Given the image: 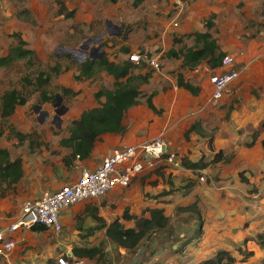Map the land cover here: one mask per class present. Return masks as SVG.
<instances>
[{"label":"rangeland","instance_id":"1","mask_svg":"<svg viewBox=\"0 0 264 264\" xmlns=\"http://www.w3.org/2000/svg\"><path fill=\"white\" fill-rule=\"evenodd\" d=\"M192 1L194 4L196 0H190V8L183 15L192 14V17L199 22L209 18V14L215 10L216 19L212 35L219 47L227 48L226 54L235 56L238 62L242 56H245L247 50L251 52L254 59L258 45L264 44V0H210L213 3L211 11L194 8L195 6L191 5ZM61 5H65L68 11H75L74 17L64 18L60 15ZM150 5H156L153 19L144 17V11ZM170 5L171 0L1 1L0 57L5 56L9 49L16 45L17 40L13 35L19 34L26 41L27 47L36 52L39 64L28 69L21 61L8 68H0V96L3 92L12 89L18 91L23 89L31 93L27 104L18 107L12 117L7 120L0 119V148L6 149L12 160L17 158L22 160L25 175L20 184L15 187L8 188L0 184V227L16 216L23 200L34 199L43 192L57 189L56 184L63 179L62 175L65 174L66 169L62 158L66 151L60 147V139L66 137L69 125L79 117L80 113L98 106L94 100V93L101 88L111 87L112 80L100 71L90 80L75 79L78 67L89 58L91 48L98 45H102V51L108 59L116 63L130 61L129 56L136 52L149 57L159 56V73L153 71L154 77L142 88L139 105L130 111H148L145 98L154 93L155 97L159 96L160 102L156 100L155 103L161 110L162 116H152L151 119L144 120V114L139 112L136 118L143 122H137V128L142 135L152 138L163 132L166 140L168 137L172 145L169 149L176 153L177 157H185L190 162L198 161L203 157L211 168L209 172L205 171L202 174L193 173L194 180H187L184 174L170 168L154 171L147 184L140 181L133 182L128 189L113 197L114 201L105 203L102 213L106 219L103 218L105 222H111L120 217L125 208H129L131 213L141 214L148 208L147 204L154 205L153 202L158 200L156 198L158 195L167 193L165 187H168L170 192H178L170 198L173 201L172 205H175L178 202V196L185 197L183 189L188 185L204 183L207 187L214 181L213 171L220 169L221 166L210 163L212 154L208 148L209 139L214 140L217 132L225 128L228 130L231 126L238 124L239 121L237 123L231 120L233 117L239 120L240 115L246 111H264V55L258 54L255 57L256 61L251 63L246 74L240 76L237 84L231 86L220 101H212L208 81L212 71L204 63L197 67L198 72H188L180 68L177 59L166 56L170 49L183 50L193 42L192 39L185 38L181 43L173 45L172 39L182 36L178 35V27L173 29V25L170 26V21L176 16L174 8V12L170 10L168 13L164 12ZM107 21L112 26L122 27L121 32L112 27L108 30ZM108 31L110 36L107 35ZM102 33L104 34L101 35ZM100 35L98 43L95 44L94 40ZM158 37L164 38L158 39ZM89 40L86 50L83 49L78 53L66 51L78 50ZM152 45L154 48H150ZM123 49L128 52H123ZM146 49L149 50L146 51ZM248 60L244 58L243 65L244 63L247 65ZM54 67L58 69L57 74L52 73ZM181 70L188 81L201 89L197 97L172 89L176 74L181 73ZM38 71L50 75L47 87L35 89L33 84L26 86L23 79L30 75V80L34 82ZM148 71L152 70L148 69ZM139 73L134 71L133 74ZM24 86H26L25 89ZM63 88H68L77 94L71 97L64 96ZM42 90L49 95L62 97V105L68 108V113L62 117L58 127H56L57 120L53 119L55 102H40L39 93ZM35 106H40L42 111L48 113V119L43 124L37 121L38 116L33 111ZM169 113L171 123L165 126L166 123L163 122ZM125 122L128 125L131 124L128 114L125 115ZM191 126H197V129L189 137L184 138L183 134ZM248 128H244L245 133L242 134L248 133ZM129 129L131 130L132 126ZM240 129L234 131L236 136L242 135ZM14 133L29 136L20 141ZM219 133L223 134L222 139L229 137L226 132ZM226 139L223 140L226 141ZM246 145L244 143L245 147ZM201 177L204 178L203 182L200 181ZM189 181L193 182L189 183ZM177 207L166 211V214H169L168 229L172 231L169 235L171 238L166 240L164 239L166 234H157L152 237L151 246L146 245L149 238L141 242L134 250L127 252L115 245L111 246V242L102 230H93L90 236L82 238L88 235L89 230L94 229L96 224L89 215L84 214L82 204L75 205L74 210L65 213L70 218L66 219L60 235H39L31 231L18 234L17 236L23 240L18 244L15 264H49V262L55 264L56 257L69 248L73 251L74 248L92 247L100 248L102 256L91 260L93 262L85 260L86 264H158L162 257L157 261H150L153 257L151 254L153 244L156 245L158 241H161L158 238L164 239V243L167 242V246L161 249L166 250V255H172L170 245L178 242V233H182L185 228H190L191 223L180 222L178 225ZM75 215L77 217L74 221ZM132 225L124 224L126 228ZM156 247L158 248V245ZM160 254L157 253V256ZM262 257L264 258V253ZM259 259L261 257L253 260V263L259 264Z\"/></svg>","mask_w":264,"mask_h":264},{"label":"crops","instance_id":"2","mask_svg":"<svg viewBox=\"0 0 264 264\" xmlns=\"http://www.w3.org/2000/svg\"><path fill=\"white\" fill-rule=\"evenodd\" d=\"M184 1H185L184 12L187 13V9L190 8V0H184ZM191 5L192 6L194 5L195 6L194 8L198 7L199 10H202V11H204V10L205 11H211L213 3L210 0H196L194 2V4L192 1ZM155 7H156V5H150L144 11L145 12L144 17L147 16L149 19H153L154 18V12H156ZM169 10L174 12L172 4L170 5V7L166 8L164 10V12L166 11V13H168ZM209 15H210L209 18L202 19L199 22H197L192 17V14H189L188 16L183 15L182 17L180 16L178 19H176V17H173V19L170 21V26H172L174 22H176V21L178 22L180 20V22H178L177 27H178V35L182 36V37H178V39H180L181 42L185 38H190L193 40V38L190 37L191 34H193L195 32H200V33L206 32V27L204 25V22L207 21L208 19H211V23H213V26L215 27V19H216L215 10L212 11V13H210ZM212 16H213V18H212ZM202 21H203V24H202ZM107 22H106V25H107ZM181 22H182V24H181ZM196 23H197V25H196ZM177 27L172 26L173 29H175ZM214 27L212 28V30H210L211 35H212V31H213ZM119 28H121V30H122V27H119ZM199 28H201V30H198ZM169 30H170V27H169L168 31ZM107 35H108V33H107ZM212 37H213V35H212ZM160 38L162 39L164 37H158V39H160ZM193 45H194V40H193L191 45H188V47H192ZM217 45H218V43H217ZM218 47H219V45H218ZM150 48H154V46L152 45V46H150ZM257 48H258V50H255V53H254V59L252 58L251 52L249 53L248 50L245 52V56L244 57L242 56L241 59H239L240 62L237 61L235 56L231 55L235 59V62H234L235 68L238 67L239 69L242 70V73L240 76H243L246 74V71L250 67L251 63L253 61H256L255 57L258 56V54L264 55V44L258 45ZM226 49L227 48H222V47L220 48L219 47L220 52L224 53L225 55H230V54H226V53H228ZM147 50H149V49H146V51ZM178 51H182V50L178 49ZM231 52H232V50H231ZM133 54H137V52L133 53ZM140 56L142 57V60L139 64H142V63L145 64V68L143 70L137 69L135 71L140 72L139 74H141V75H144L145 73L149 72V73H151V78H153L155 75L154 72H157V73H159V72L153 70L147 63V60L152 58V57H150V58L145 57L146 55H140ZM156 57L159 58V56H156ZM244 58L249 59L248 60L249 63L247 62L248 63L247 65H246V63H244V65H243ZM94 60H96V59H94ZM177 60L179 62L180 68H182L181 67L182 60L181 59H177ZM111 62H114V61H111ZM203 63L208 67L206 62H203ZM238 63L240 65H238ZM148 69H150L152 71H148ZM196 69H194L192 71L198 72ZM208 69H210V68L208 67ZM182 70L190 72L186 68H182ZM182 70H181L182 74L181 73H177V74L178 75L181 74L184 77L185 81L189 82L193 86H196L191 81H188L185 78ZM145 71H147V72H145ZM210 71H212V72L210 73V75L208 77V81H209V85L211 87V95H212V86L210 84L209 79H210L211 75L218 74L221 72L220 63H219L218 67H216L215 69H210ZM102 73L104 75H106L104 72H102ZM106 76H108V75H106ZM240 76L238 77V79L234 83H232L230 85V87L237 84ZM108 77L112 80L111 87L110 88L105 87V88L106 89H112L113 79L110 76H108ZM151 78H150V80H151ZM149 81H148V83H149ZM148 83L141 86V88H140L141 93H142V88L144 86L148 85ZM172 89L174 91L178 89L176 87V77H175V81H174V85L172 86ZM178 91H183V92L189 94L188 92H186L182 89H178ZM200 93H201V89H200ZM152 94H153V96H151ZM152 94H149L145 98V106L148 109V111H130L131 109H134L136 106L129 109L125 113V115L128 114V119L131 122V124L128 125V123L125 122V116H124L123 125L125 127L127 126L125 133L123 135L105 134V135L100 136L98 138V140L95 142L93 150H92V154L88 159L80 160V159H76V158H69L71 155V150L61 147L62 149H64L66 151V153H64L65 156L62 158V163H63L64 158L70 159L69 166L66 167L63 163L64 168L67 171H68V169H71V170L69 172H66V170H65V172H64L65 174L62 175L63 179L60 180L56 184L57 189H59L60 187L66 186V185L72 183L73 181H75L80 176L81 169H83V168L89 169V170L94 169L101 162V160L105 156L109 155L113 150L122 148L124 146L136 145L138 143H142V142L150 139L149 137H151V136H148L145 134L142 135L140 130L137 128V125H138L137 122H139V121L143 122V121L138 120L136 118V115H137V113L142 112L144 114V120L151 119L152 116L153 117L162 116V112H161V114H154L147 107V98L149 96H151L153 105L155 106V108L157 110H160L155 103L156 100L159 101V96L155 97V94L154 93H152ZM211 95H210V99H211ZM194 97H197V96H194ZM101 100L103 101V99H101ZM67 113H68V110L64 115H66ZM234 115H235V113H234ZM62 117H61V121H62ZM170 118H171V114L169 113L163 122V123H166L165 126L170 125V123H171ZM231 120H234V122H237V123L239 121V123L231 126V128H229L228 130L225 128V129L219 131V132H226L229 134V137L228 138L226 137L227 139L223 138V139H226V141H224L222 139L223 134H220L219 132H217L218 134H216V137L213 140V152L210 151V153L212 154L211 161H212L215 153L221 151L223 154V158L219 162L211 163V161H210L211 164H214L216 166H221L220 169L213 171L212 177H213L214 181L212 183H209V186H207V187L204 186V183H196L194 186L188 185L185 189H183V191L185 192L183 195H185V197L182 198L181 196H178V202H176L175 205H172L173 201L170 198L175 196L178 192L177 193L170 192L169 188L165 187L167 193H165L163 195H158V197H156V198H158V200H154V202H153L155 206L151 205V204L146 205L148 207L147 209L163 210L164 215L166 217H168V215H169V214L168 215L166 214L167 213L166 211H168L169 208L177 207V204H178L177 208H186L188 206L193 205L194 203H196V205H197V212L196 213L192 212V211L178 212V220H179L178 225L180 224V222L186 223V224L191 223L190 228H185L182 233H178V242L176 241V243L172 244L173 250L177 249V247H180L181 252L176 253V254L173 253L172 255H166V250L161 249V248H165V246H167V245L163 242V240H161V241L157 242V245H158L157 250H155V248L152 247L153 249L151 250V252L154 251V253L152 255L153 256L152 259L150 260L151 262L157 261L162 257L158 264H196L198 262H201L203 260L211 258L219 250L229 251L231 253V255L236 257L237 259H240L238 250L253 252L254 256L248 260L249 264H253V260H255L258 257H261V259H259V260L264 259L262 257L263 253H264V247L260 249L258 247L256 241H255L256 236L258 234L264 232V148L262 147V144H261L262 140H264V128H262V124L264 123V111H246V112L242 113V115H240L239 120H237L236 117H233V119H231ZM70 125H69V127H70ZM58 126H59V124L56 125V127H58ZM130 126H132L131 130L129 129ZM170 127H172V126H170ZM191 127H193V126H191ZM247 127H249L248 128L249 132L248 133L246 132V134H242V133H245L244 128H247ZM239 128L242 129V130L241 129L239 130V131H241L242 135L237 134V136H236V134H234V131L236 129L238 130ZM255 132H257L258 135L255 137V139H253L254 138L253 134ZM132 133H137V134L134 135ZM183 136H184V134H183ZM67 137H68V132H67L66 137H64V138H67ZM240 137H241V139H240ZM167 141H168V137H167ZM244 143L247 145L252 143V145L250 147H247V145H246V147H245ZM168 144L172 148V145L169 141H168ZM178 157L182 158L180 156H178ZM228 158H229V161L226 162V159H228ZM191 162H197V161H191ZM224 164H226V165H224ZM160 168L166 169V167H160ZM160 168H158V169H160ZM22 169L24 172L23 162H22ZM72 169H74V170H72ZM158 169H156V170H158ZM210 169L211 168L208 165L207 168L205 170H202V171L188 170V169H185L183 167L181 169H178L175 171H178L181 174H184V176H186L187 180H194L193 173L199 172L202 174V173H205V171L209 172ZM156 170L144 172V173L137 175L132 180L131 184L133 182H139V181H140V183L145 182L147 184V181L150 180L149 177H151L153 175L154 171H156ZM240 173L243 174V179L245 182L241 181L240 176H239ZM24 176L25 175H23V178H24ZM23 178H22V180H23ZM20 182L17 185H19ZM191 182H193V181H189V183H191ZM17 185H14L12 187H15ZM128 188H126V189H128ZM126 189H115L114 191L108 193L103 198L80 203L83 205L84 214L87 216L89 215L88 210H87L88 207L96 208L98 216L99 217L102 216L101 218L103 219L104 217H103L102 213L104 212V207L106 205L105 203L106 202L109 203L110 201H114V200H112L113 197L117 196V194H119L120 192H122ZM39 196H37V197H39ZM194 196H196V197H194ZM255 197H256V199H254ZM25 200H28V199H25ZM25 200H23V202ZM22 203L20 204V207H19L17 214L20 212V208H21ZM74 207H75V205L62 212L61 222L63 225V229L65 226L66 219L70 218V216H67L65 213L69 212L70 210H74ZM125 209H128L129 213L132 215L141 216V214H142V213L141 214L131 213V210L129 208H125ZM147 209H145V210H147ZM172 209L170 211H172ZM170 211H169V213H170ZM185 216H191V217L188 218ZM76 217H77V215H75L73 217L74 221H75ZM145 217H149L148 213L145 214ZM199 221H200V223H199ZM111 222L106 221L107 224H109ZM125 223L133 224V222H123V224H125ZM132 227H134V224L132 225ZM132 227H128V228H132ZM102 231L104 232V230H102ZM187 232H189L190 234L185 235V233H187ZM23 233H27V232H21L20 235ZM33 233H36L39 235L40 234H49L45 231L33 232ZM104 234H105V232H104ZM22 240L23 239L19 240L18 244ZM246 240H248V241L245 242ZM162 243H164V244H162ZM18 244H17L15 250L13 251L12 255L10 256V258L7 261L1 260L0 264H15L14 259L16 258V255H17L16 250H17ZM157 253H161V254L159 256H157ZM82 259L87 260L85 258H82ZM87 261H89V260H87ZM89 262H93V261H89Z\"/></svg>","mask_w":264,"mask_h":264},{"label":"trees","instance_id":"3","mask_svg":"<svg viewBox=\"0 0 264 264\" xmlns=\"http://www.w3.org/2000/svg\"><path fill=\"white\" fill-rule=\"evenodd\" d=\"M0 0V4H1ZM264 8V4H263ZM60 15L64 18H73L75 11H68L65 5H61ZM213 18V16H212ZM206 32H195L190 35L194 40L192 47H187L182 51L170 49L167 53V57L181 59V67L186 68L189 71L196 69L203 62H206L210 69H215L219 66L220 60L225 56L224 53L219 51L216 40L212 37L210 30H212L213 23L211 19L204 22ZM13 37L17 40L16 45L12 46L7 54L0 57V68H8L14 63L23 62L26 68L30 69L39 64V57L34 50L27 47L25 40L21 38L19 34H14ZM181 43L180 39L173 38V44ZM123 52L128 50L123 49ZM137 54L141 55L137 52ZM146 57L150 58L149 55ZM145 64H134L128 60L122 63H115L108 60L105 55L102 60H91L89 57L78 67V74L75 77L77 81L90 80L94 75L100 71L106 75L112 77L113 84L112 89L101 88L94 93V100L98 104L97 107L83 111L77 120H74L69 129L68 137L62 138L59 141V145L62 148L70 149L71 155L69 158L79 157L80 160L88 159L98 138L105 134H119L123 135L126 131V127L123 125V119L125 113L139 104L141 96V86L148 83L151 78V73H145L144 75H134V71L137 69L143 70ZM52 73L57 74L58 69L53 68ZM30 75L23 79L26 86L35 85V89H44L50 82V75L45 72L38 71L34 82L30 80ZM24 86V89L25 87ZM176 87L188 92L192 96H198L200 88L193 86L189 82L185 81L181 74L176 75ZM62 93L64 96H75L77 92H74L68 88H63ZM31 93L26 90H7L0 96V119L7 120L12 117L18 107H23L27 104ZM153 96V94L151 95ZM147 98V107L154 114H161L160 110H157L152 103V98ZM39 99L42 103L55 102L56 95H49L45 90L39 93ZM103 99V101L101 100ZM264 128V123L262 124ZM197 129V126L191 127L184 133V137H188L193 131ZM14 135L20 140H25L28 136H24L21 133H14ZM258 135L257 132L253 134V139ZM253 142V141H252ZM264 148V140L261 142ZM252 145L248 144L247 147ZM209 151L213 152V139L208 141ZM64 158L63 163L67 167L70 164V159ZM223 154L221 151L217 152L212 159V163H217L222 160ZM181 166L188 170L202 171L209 165L205 162V159L201 157L197 162H190L185 157L179 158ZM229 158L226 159V162ZM24 172L22 169V160L20 158L12 160L9 152L6 149L0 148V184L6 185L11 188L17 185L23 178ZM242 182L243 174H239ZM165 193H161L163 195ZM197 205L193 204L186 208H178V212L194 211L197 212ZM89 217L94 221L96 227L89 230V234L82 237L86 238L90 236L93 230H104L105 237L111 242V246L122 248L127 252L134 250L141 242L149 240L146 245L151 246L153 241L152 237L157 234H166L164 239L168 240L172 231L168 229L169 217L164 215L163 210L160 209H147L142 212L141 216L132 215L128 209H125L121 217L114 219L111 223L107 224L101 217L98 216L97 209L87 208ZM148 213L149 217H145ZM123 222H133L134 227L126 228ZM200 223V221H199ZM42 228H33L32 232H41ZM163 240L162 238H158ZM246 240L245 242H247ZM255 241L258 247L261 249L264 247V232L256 236ZM156 243V242H153ZM167 244V242H165ZM153 244L155 250L158 248ZM184 246V245H183ZM172 254L181 252L180 247L172 249ZM240 259L232 256L229 251L219 250L211 258L198 262L196 264H249L248 260L254 256L253 252L238 250ZM73 253L79 258H85L89 261L98 259L102 256V251L98 247L92 248H74ZM154 252H151L153 255ZM49 264H52L49 262ZM254 264V263H253ZM259 264H264V259L259 261Z\"/></svg>","mask_w":264,"mask_h":264},{"label":"built area","instance_id":"4","mask_svg":"<svg viewBox=\"0 0 264 264\" xmlns=\"http://www.w3.org/2000/svg\"><path fill=\"white\" fill-rule=\"evenodd\" d=\"M171 4L176 11L175 17L178 19L184 13L185 1L171 0ZM177 25V21L173 23L174 27ZM129 60L139 64L142 57L133 54L129 56ZM234 62V57L225 55L219 62L221 72L210 76L212 101H220L230 85L241 75L242 70L235 68ZM147 63L153 70H160L158 57L148 59ZM169 147L162 132L142 143L115 149L94 169H81L80 176L72 183L44 192L35 199L25 200L20 212L9 223L0 227V261H7L10 258L21 240L17 236L21 232L42 228V231L51 235H60L63 231L61 214L70 207L103 198L115 189H126L141 173L160 167L181 169L179 157ZM76 159L79 157L77 156ZM200 181H204V178L201 177ZM55 264H86V262L76 257L69 248L56 257Z\"/></svg>","mask_w":264,"mask_h":264},{"label":"water","instance_id":"5","mask_svg":"<svg viewBox=\"0 0 264 264\" xmlns=\"http://www.w3.org/2000/svg\"><path fill=\"white\" fill-rule=\"evenodd\" d=\"M112 27L114 30L116 31H121V28L119 27H116V26H112V24L110 22H107V28L109 30V28ZM104 33H102L101 35H103ZM97 37L94 41L95 44L98 43L100 37ZM108 35L109 34V31H108ZM90 42L87 41L86 43H83V45H81L79 47L78 50H66L67 52L69 53H78V52H81V50H86L88 47V43ZM104 51H102V45H98V46H95V47H92L91 50H90V53H89V57L91 58L92 62L94 59H97V60H102L104 58ZM53 107H54V117L53 119L54 120H57L58 124L61 123V117L67 112V108L64 107V105H62V97H60L59 95L56 96V100H55V103L53 104ZM34 113L37 114V121L39 124H43L47 119H48V113L47 112H44L42 111V108L40 106H35L34 109H33Z\"/></svg>","mask_w":264,"mask_h":264}]
</instances>
